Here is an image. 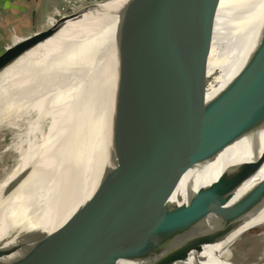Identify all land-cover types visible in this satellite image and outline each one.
<instances>
[{
	"label": "water",
	"instance_id": "obj_1",
	"mask_svg": "<svg viewBox=\"0 0 264 264\" xmlns=\"http://www.w3.org/2000/svg\"><path fill=\"white\" fill-rule=\"evenodd\" d=\"M224 1L124 0L112 10L94 44L77 54V60L92 62V90L84 95L79 120L48 186L54 202L49 215L80 200L78 193L91 191L51 231L27 217L0 252V264H167L200 252L202 244L220 240L241 218L264 206V178L233 201L227 196L199 202L170 192L199 163L250 129L243 111L231 119L236 108L245 110L264 100V30L221 86L216 35ZM134 19L144 25L128 38ZM50 26L4 50H23ZM7 65L0 61V71ZM14 168L12 172L18 166ZM156 211L181 219L176 225L154 226L163 232L211 225L220 229L205 243L157 258L137 256L129 245L132 226Z\"/></svg>",
	"mask_w": 264,
	"mask_h": 264
},
{
	"label": "bare ground",
	"instance_id": "obj_2",
	"mask_svg": "<svg viewBox=\"0 0 264 264\" xmlns=\"http://www.w3.org/2000/svg\"><path fill=\"white\" fill-rule=\"evenodd\" d=\"M123 1L101 0L64 14L52 23L47 33L23 50L14 53L8 49L0 56V61L8 64L0 71V126L26 123L28 138L26 146L19 147L16 172L11 171L0 181L1 189L19 171L15 180L4 191L0 190V252L27 217H31V223L51 231L91 191L78 193L77 198L83 196L80 200L49 215L54 202L48 196L51 189L48 186L79 120L84 95L90 96L92 90V62L77 60V54L82 52V46L94 44L112 10ZM230 1L237 0L224 1L216 35L221 86L238 71L264 30V0H240L238 5L227 6ZM142 25L144 21L134 19L127 37ZM240 112L250 129L174 184L172 195L199 202L230 196L233 201L264 178V100L245 110L236 108L231 119ZM213 186L216 188L206 191ZM179 223L181 219L172 212L150 213L133 224L135 235L129 245L137 256L157 258L166 251L208 242L220 229L216 225L181 232L154 229L158 224ZM263 223L264 206L241 218L220 240L202 244L200 252L193 250L167 264H233L228 251L230 245L244 232ZM138 263L141 264L130 261L120 264Z\"/></svg>",
	"mask_w": 264,
	"mask_h": 264
},
{
	"label": "rangeland",
	"instance_id": "obj_3",
	"mask_svg": "<svg viewBox=\"0 0 264 264\" xmlns=\"http://www.w3.org/2000/svg\"><path fill=\"white\" fill-rule=\"evenodd\" d=\"M89 1L91 0H73L71 5L72 11L69 9L70 5H68L61 14L57 16L53 15L50 19L47 18L44 28L51 25L61 15L72 13L80 7L87 5ZM26 131V123H19L15 127L9 125L0 126V181L12 171L19 156L20 148L26 146L28 139ZM228 251L229 256L232 258L230 262L233 264H264V223L244 232L230 245Z\"/></svg>",
	"mask_w": 264,
	"mask_h": 264
},
{
	"label": "crops",
	"instance_id": "obj_4",
	"mask_svg": "<svg viewBox=\"0 0 264 264\" xmlns=\"http://www.w3.org/2000/svg\"><path fill=\"white\" fill-rule=\"evenodd\" d=\"M67 1L0 0V52L35 31H45L47 18L57 16L55 9L61 8Z\"/></svg>",
	"mask_w": 264,
	"mask_h": 264
},
{
	"label": "built area",
	"instance_id": "obj_5",
	"mask_svg": "<svg viewBox=\"0 0 264 264\" xmlns=\"http://www.w3.org/2000/svg\"><path fill=\"white\" fill-rule=\"evenodd\" d=\"M72 1L73 0H68L61 8H56L55 9V11H56V13L59 15V14H61L63 11H65V7H67L68 5H70L69 6V9L72 11L73 10V8H71V5H72ZM74 1H77V0H74ZM80 1H83V0H80ZM93 1H97V0H91V1H89V2H87V3H91V2H93Z\"/></svg>",
	"mask_w": 264,
	"mask_h": 264
}]
</instances>
